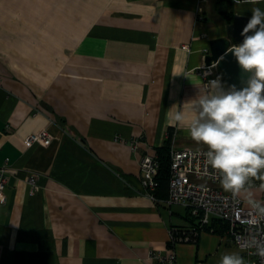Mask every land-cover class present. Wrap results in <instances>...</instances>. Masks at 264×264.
Instances as JSON below:
<instances>
[{
  "label": "crops",
  "instance_id": "crops-1",
  "mask_svg": "<svg viewBox=\"0 0 264 264\" xmlns=\"http://www.w3.org/2000/svg\"><path fill=\"white\" fill-rule=\"evenodd\" d=\"M254 7L264 0H0V264H157L151 250L218 264L240 251L210 230L174 245L171 229L194 218L152 200L140 159L169 128L176 146H204L186 130L205 90L198 69L227 36L225 15ZM44 129L52 142L28 148Z\"/></svg>",
  "mask_w": 264,
  "mask_h": 264
},
{
  "label": "clouds",
  "instance_id": "clouds-1",
  "mask_svg": "<svg viewBox=\"0 0 264 264\" xmlns=\"http://www.w3.org/2000/svg\"><path fill=\"white\" fill-rule=\"evenodd\" d=\"M236 4H257L259 0H234ZM243 40L233 44L231 53L245 73H250L245 86L225 88L219 78L210 80L208 87L187 105L192 118L187 124L190 138L206 146L202 153L205 170L210 167L219 178L225 193L232 196L248 185L250 178L264 181V10L254 7L251 17L241 32ZM175 120H185L178 111ZM264 189V183L260 185ZM253 209L249 217L254 227L264 220V202L249 198ZM254 249L264 264V240L250 235L240 251L222 253L218 264H246L241 254Z\"/></svg>",
  "mask_w": 264,
  "mask_h": 264
},
{
  "label": "built area",
  "instance_id": "built-area-1",
  "mask_svg": "<svg viewBox=\"0 0 264 264\" xmlns=\"http://www.w3.org/2000/svg\"><path fill=\"white\" fill-rule=\"evenodd\" d=\"M204 88L208 87V82L219 78L222 84H225L218 65L214 63L209 67L205 65L199 67ZM2 79H0V88ZM168 138L170 133L167 134ZM175 136L173 137L171 156V175L168 189V196L165 200H158L155 191L159 186L157 177L160 171L159 157L156 152H145L141 155L140 169L142 173L141 181L146 193L152 200L161 201L168 206H183L194 218V224L188 229H171V240L174 245L181 242L197 241L201 232L210 229L214 232L216 229L213 224L217 221L225 226L224 235L241 250L244 240L250 235L256 236L259 240H264V220L260 221L254 227L250 226L249 217L253 212L248 200L250 197L243 194V191H260L257 197L252 199L264 202V189L260 188L264 181L250 178L248 185L240 193L232 196L225 193L219 184V178L210 167L205 170L204 157L206 146L179 147L176 146ZM53 137L48 131H40L28 136L25 145L31 148L34 144L50 143ZM134 152H137L139 145L137 142L131 143ZM6 166H0V202L5 200V189L7 188L8 177L6 175ZM36 176L30 178L33 186L32 194L37 191ZM254 249H245L243 252L251 259L250 264H262L261 258L257 255H249ZM149 256L157 264H178L176 252L169 254L161 250L149 251Z\"/></svg>",
  "mask_w": 264,
  "mask_h": 264
},
{
  "label": "water",
  "instance_id": "water-1",
  "mask_svg": "<svg viewBox=\"0 0 264 264\" xmlns=\"http://www.w3.org/2000/svg\"><path fill=\"white\" fill-rule=\"evenodd\" d=\"M249 19L250 17L246 15H235L232 23L226 27L227 36L212 39L209 42L210 52L205 56L206 66L209 67L216 63L228 87L231 85H235L237 88L244 87V82L250 75L241 69L235 57L227 51L233 44L242 42L241 32Z\"/></svg>",
  "mask_w": 264,
  "mask_h": 264
},
{
  "label": "trees",
  "instance_id": "trees-1",
  "mask_svg": "<svg viewBox=\"0 0 264 264\" xmlns=\"http://www.w3.org/2000/svg\"><path fill=\"white\" fill-rule=\"evenodd\" d=\"M223 1V0H222ZM226 14V13H225ZM227 21L229 23H232L231 21L234 18V14L231 12V14H226L225 15ZM168 132L170 133V136L168 139L165 140L164 145L160 147L156 153L159 157V162H160V171L157 177V181H159V186L157 190L155 191L156 193V198L158 200H165L168 196V189H169V178L171 175V148H172V142H173V137H174V130L172 128H169ZM214 228L216 229L215 232L219 233H224L226 228L223 226L220 222H215L213 224ZM210 230V229H207Z\"/></svg>",
  "mask_w": 264,
  "mask_h": 264
}]
</instances>
